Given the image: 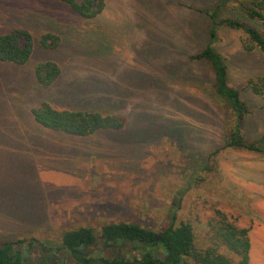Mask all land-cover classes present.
<instances>
[{
  "label": "rangeland",
  "instance_id": "374dc122",
  "mask_svg": "<svg viewBox=\"0 0 264 264\" xmlns=\"http://www.w3.org/2000/svg\"><path fill=\"white\" fill-rule=\"evenodd\" d=\"M82 18L58 0H0V33L27 30L33 48L23 65L0 62V244L29 242L23 258L76 264L60 236L110 222L157 231L174 215L192 229L195 249L214 246L222 214L246 229L248 264H264V108L245 83L264 75V58L246 48L244 33L218 25L211 46L226 66L227 84L247 113L243 137L260 151L225 146L231 118L213 94L212 72L189 56L207 41V12L239 19L264 35V22L245 16L247 0H103ZM59 38L53 50L37 39ZM60 69L41 88L33 67ZM123 118L119 130L75 136L37 124L40 102ZM43 249V252H40ZM232 263L238 256L219 244ZM55 253L54 256L51 253ZM131 242L91 247V257L139 256ZM49 260V262H48ZM184 264H192L186 259Z\"/></svg>",
  "mask_w": 264,
  "mask_h": 264
},
{
  "label": "trees",
  "instance_id": "16d2710c",
  "mask_svg": "<svg viewBox=\"0 0 264 264\" xmlns=\"http://www.w3.org/2000/svg\"><path fill=\"white\" fill-rule=\"evenodd\" d=\"M66 4L73 12L82 18H93L103 8V0H58ZM227 1V0H222ZM210 27L206 31L207 41L190 59L202 60L210 66L212 72L211 88L215 97L228 109L231 118L228 127V139L225 146L250 151H260L258 141L246 140L241 131V124L248 112L241 100L238 89L227 84L226 66L222 57L211 46L217 26L222 24L244 33L246 48H256L264 58V35L259 30L239 19L223 17L216 21V12L206 13ZM244 14L252 20L264 22V0H247ZM59 38L52 32H44L37 39L38 46L43 50H53L58 46ZM33 48L31 34L22 28H12L0 33V62L23 65L29 58ZM60 74V69L52 60H44L33 67V77L41 88L48 87ZM245 87L261 98L264 108V75H257L246 81ZM33 120L41 127L60 131L68 135L85 136L102 129L119 130L124 124L121 117L101 114L98 111L86 109H66L53 107L49 102L42 101L30 109ZM219 214L214 226L216 242L203 250H197L193 244V233L187 222H174V215L159 230L154 231L134 223L110 222L100 227L95 235L89 227H78L64 231L60 236L61 247L66 249L76 264H184L186 259L192 264H248V240L246 229L237 228L225 217ZM156 238V239H155ZM112 246L115 242H131L135 248H141L142 253L130 257L112 256L91 257L88 251L91 247ZM28 246L31 244L26 242ZM224 245L233 251L238 259L232 263L221 253L218 245ZM13 243L5 241L0 244V264H36L35 260H26L19 250H13ZM41 252V251H40Z\"/></svg>",
  "mask_w": 264,
  "mask_h": 264
},
{
  "label": "flooded vegetation",
  "instance_id": "af4514ba",
  "mask_svg": "<svg viewBox=\"0 0 264 264\" xmlns=\"http://www.w3.org/2000/svg\"><path fill=\"white\" fill-rule=\"evenodd\" d=\"M12 246H13V245H12ZM12 248H13V247H12ZM27 249L30 250V255H31V256H34L35 248H34L32 245L28 246L27 243L25 244L24 247H22V248L19 250L20 255H21V256H23V255H27V254H26ZM40 251H41V249H40ZM51 255L54 256L55 253L52 252Z\"/></svg>",
  "mask_w": 264,
  "mask_h": 264
},
{
  "label": "water",
  "instance_id": "95a60500",
  "mask_svg": "<svg viewBox=\"0 0 264 264\" xmlns=\"http://www.w3.org/2000/svg\"><path fill=\"white\" fill-rule=\"evenodd\" d=\"M155 239H156V238H155ZM25 244H26L25 242H22V243H21V248L24 247ZM12 247H13V246H12ZM41 252H43V249H41ZM48 262H49V260H48Z\"/></svg>",
  "mask_w": 264,
  "mask_h": 264
}]
</instances>
